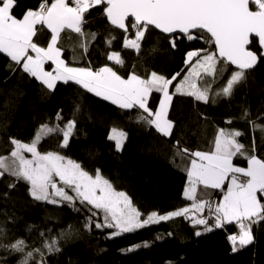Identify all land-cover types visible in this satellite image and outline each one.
<instances>
[{
    "label": "trees",
    "instance_id": "obj_1",
    "mask_svg": "<svg viewBox=\"0 0 264 264\" xmlns=\"http://www.w3.org/2000/svg\"><path fill=\"white\" fill-rule=\"evenodd\" d=\"M40 3L41 0H16L12 14L23 18L28 10L38 8ZM102 7L90 10L85 17L89 22L84 31L96 33L94 40H88L87 53L79 47L76 34L71 40L64 39L62 34L58 46L63 45L62 58L70 66L94 70L110 66L124 78L132 72L143 78L153 71L170 78L179 72L181 75L173 81L175 85L190 70L185 64L188 51L214 50V46L203 41L185 39L178 40L176 48H172L168 35L150 26L137 54L134 49L124 47L126 36L135 38V29L129 26L125 33L111 25L102 14ZM33 39L38 45L47 46L50 31H38ZM109 39L111 44L107 43ZM250 49L260 57L258 41H254ZM113 52L120 54L123 66L108 59ZM52 66L51 62L47 64L48 69ZM234 70L235 66L230 64L222 71L218 66L214 78L206 77L207 83L211 82L208 103L174 95L169 110V119L175 125L173 135L164 137L154 126L138 121L142 110L121 109L73 82H57L56 88L49 90L16 67L10 58L0 54V155H7L12 150L10 137L30 142L42 124L50 127L59 124L63 128L69 120H75L76 127L68 147H60L62 133L54 132L41 140L38 150L58 152L80 163L93 175L99 169L116 190L131 198L142 216L153 211L176 210L192 203L183 193L188 179L186 168L190 167V160L194 157L176 155L175 141L179 140L180 146L190 152L209 151L218 129L238 130L242 133L238 140L245 145V150L252 154L254 144L255 154L264 159V132L254 129L249 122L264 125V57L249 70L246 81L234 88L231 97L216 95L226 86ZM173 91L174 87H170V92ZM160 97L161 93L153 92L149 98L153 110L158 107ZM245 110L247 118L244 117ZM58 112L63 118L59 121L56 119ZM229 120L231 123L227 122ZM113 128L127 133L121 151H117L115 141L108 138ZM233 164L247 166L246 160L239 156L233 158ZM14 181L15 178L7 175L0 179V229L3 230L0 243L7 245L22 239L28 245L26 251L40 249L44 253L45 264H264V221L252 224V242L242 247L237 243L236 250H233L229 237L239 233L238 225L233 222L213 227L214 207L223 197V192L218 189H208L204 197L213 203L211 214L206 206L197 215V218L208 220L211 231H205L204 225H194L189 218L174 217L112 237L110 234L116 229H97L94 223L91 231L85 228L92 215L88 211L90 205L85 207L77 200L76 207L80 211H76L66 202L36 201L29 194L30 186L23 181L15 188L7 187ZM204 191L202 186L198 188V198ZM93 211L97 213L94 221L103 223V213ZM198 231L199 236L195 234ZM61 233L70 234L62 236ZM53 239L57 240L60 251L49 253L43 245ZM20 258V253L0 248V264H17ZM40 259V253H35L31 264H39Z\"/></svg>",
    "mask_w": 264,
    "mask_h": 264
},
{
    "label": "snow or ice",
    "instance_id": "obj_2",
    "mask_svg": "<svg viewBox=\"0 0 264 264\" xmlns=\"http://www.w3.org/2000/svg\"><path fill=\"white\" fill-rule=\"evenodd\" d=\"M15 3L16 0H0V54L10 58L16 67L39 80L49 90H54L57 82H73L121 109L142 110L138 114V121L154 126L164 137L173 135L175 125L169 119V110L174 95H185L193 97L195 101L208 103L211 82L198 86V80L214 78L218 66L222 71L230 64L235 66V70L226 86L216 95L231 97L234 88L246 81L249 70L254 69L258 60L264 57V0H71V3L69 0H53L50 4L47 0H41L36 10H28L21 19L12 14ZM98 6H103L102 14L111 25L125 33L129 26L135 29V38L128 39L126 36L124 47L134 49L137 54L141 51V42L150 26L168 34L172 48H176L178 40L185 39L203 41L214 46V50L202 48L188 51L185 64L190 66V71L175 85L173 81L181 75L179 72L171 78L155 71L147 78L132 72L125 79L108 66L95 71L91 67L70 66L62 58L63 45L58 46L62 34L66 40H71L72 35L76 34L79 47L87 53L88 40H94L96 33L84 31L89 22L85 17ZM37 26H40L39 29ZM44 30L50 31V41L47 46H40L33 38L38 31ZM111 39L107 43L111 44ZM254 41H258V46H261L260 57L250 49ZM108 59L115 61L117 65L124 64L120 54L116 52L111 53ZM49 62L54 68L47 71L45 65ZM170 87H174L171 94ZM153 92L162 94L155 110L149 106V98ZM247 116L248 112L245 110L244 117ZM56 119H63L59 112ZM227 122L231 123V120ZM249 122L254 129L264 132V125ZM75 127V120H69L63 128L59 124L54 127L42 124L30 142L10 137L12 150L7 155H0V179L5 175L15 178L13 183L7 185L10 189L21 181L27 183L30 186L29 194L36 201L50 204L66 202L76 211H80L76 207L77 200L85 207L90 205L88 211L92 215L88 217L85 228L91 231L94 223L97 229H116L110 234L112 237L174 217L189 218L194 225H204L205 231H211L212 227H209L207 219L197 218L206 206L210 214L212 212L213 203L204 198L208 189L223 192L222 201L214 207L213 227L233 222L239 227V234L229 237L233 250H236L237 243L241 247L251 243V225L264 221V203L261 202L264 200V159L255 154L254 144L252 154L245 150V145L237 139L242 135L238 130L218 129L209 151L190 152L180 146L179 140L175 141L173 147L176 155L181 158L185 155L194 157L190 160V167L186 168L188 179L183 193L193 203L191 207L163 215L153 211L141 219L143 214L133 206L131 198L125 192L117 191L99 169L93 175L80 163L58 152L38 150L41 140L54 132L62 133L60 147H68ZM108 138L115 141L116 150L121 151L127 133L113 128ZM25 153H30L31 158ZM237 156L246 160V167L233 164V158ZM201 186L205 191L200 192L198 198V188ZM66 189L75 195H70ZM93 209L103 213V223L94 221L97 213ZM69 234L61 233L62 236ZM195 234L201 235L199 231ZM43 247L49 253L60 251L55 239L50 243L45 242ZM0 248L20 253L21 258L17 264H31L35 260V253H40L39 264H45L44 253L40 249L26 251L28 245L22 239L7 245L0 243Z\"/></svg>",
    "mask_w": 264,
    "mask_h": 264
},
{
    "label": "rangeland",
    "instance_id": "obj_3",
    "mask_svg": "<svg viewBox=\"0 0 264 264\" xmlns=\"http://www.w3.org/2000/svg\"><path fill=\"white\" fill-rule=\"evenodd\" d=\"M190 71V70H189ZM159 74V73H158ZM161 75V74H160ZM166 77V76H165ZM124 78V77H123ZM167 78H170V77H167ZM125 79H127V78H125ZM205 83H207V81H206V77H205V79L203 80V81H199L198 80V86H203V84H205ZM169 92H170V88H169ZM170 94H171V92H170ZM160 99H162V94H161V97H160ZM117 130H119V131H123V130H121V129H117ZM231 131V130H230ZM238 139V138H237ZM239 141V140H238ZM25 155L28 157V158H31V154L30 153H25ZM69 159V158H68ZM241 167V166H240ZM186 187H187V185H186ZM186 189V188H185ZM117 191H119V190H117ZM123 192V191H122ZM259 195V194H258ZM222 201V200H221ZM220 201V202H221ZM262 203H263V200L261 201ZM193 203V202H192ZM192 203H190V204H188V205H186V206H184V207H191V205H192ZM133 206H135L134 204H133ZM136 207V206H135ZM184 207H180V208H178V209H181V208H184ZM137 208V207H136ZM138 209V208H137ZM178 209H176V210H178ZM139 210V209H138ZM172 211H175V210H172ZM169 212H171V211H168V212H165V213H159V212H157L158 214H161V215H163V214H167V213H169ZM150 214V213H149ZM144 218H146V216H141V219H144ZM252 226V225H251ZM239 234V233H238ZM238 234H232V235H238ZM251 234H252V237H253V233H252V228H251ZM231 235V236H232ZM253 240V239H252Z\"/></svg>",
    "mask_w": 264,
    "mask_h": 264
},
{
    "label": "crops",
    "instance_id": "obj_4",
    "mask_svg": "<svg viewBox=\"0 0 264 264\" xmlns=\"http://www.w3.org/2000/svg\"><path fill=\"white\" fill-rule=\"evenodd\" d=\"M52 2H53V1H52ZM18 19H21V18H18ZM30 54H31V55H34V53H31V52H30ZM73 67H76V66H73ZM103 67H104V66H103ZM108 67H110V66H108ZM52 68H54V65L52 66ZM45 70L50 71V70H52V69H48V68H47V64H46V65H45ZM93 70H94V69H93ZM94 71H95V70H94ZM127 78H128V77H127Z\"/></svg>",
    "mask_w": 264,
    "mask_h": 264
},
{
    "label": "built area",
    "instance_id": "obj_5",
    "mask_svg": "<svg viewBox=\"0 0 264 264\" xmlns=\"http://www.w3.org/2000/svg\"><path fill=\"white\" fill-rule=\"evenodd\" d=\"M47 2L50 4L51 3V1L50 0H47ZM69 3H71V0H69ZM37 9V8H36ZM36 9H34V10H36Z\"/></svg>",
    "mask_w": 264,
    "mask_h": 264
},
{
    "label": "water",
    "instance_id": "obj_6",
    "mask_svg": "<svg viewBox=\"0 0 264 264\" xmlns=\"http://www.w3.org/2000/svg\"><path fill=\"white\" fill-rule=\"evenodd\" d=\"M250 7H251V5H250ZM159 31V30H158ZM168 35V34H167ZM251 46V45H250Z\"/></svg>",
    "mask_w": 264,
    "mask_h": 264
}]
</instances>
